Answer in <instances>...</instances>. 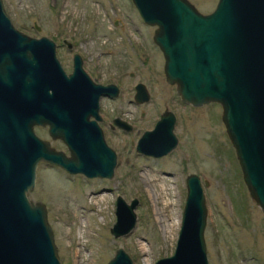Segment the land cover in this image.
Returning a JSON list of instances; mask_svg holds the SVG:
<instances>
[{
    "label": "water",
    "instance_id": "water-1",
    "mask_svg": "<svg viewBox=\"0 0 264 264\" xmlns=\"http://www.w3.org/2000/svg\"><path fill=\"white\" fill-rule=\"evenodd\" d=\"M144 23L156 27L155 44L165 59L166 81L195 108L217 103L251 198L264 212V0H219L204 15L189 0H132ZM0 0V264H61L44 204L28 194L41 162L72 175L112 180L117 155L98 120L101 97L118 98L117 86L96 85L76 56L74 74L57 58L56 43L14 28ZM69 49L71 43L64 42ZM144 85L136 101H150ZM91 117L95 118L94 120ZM177 119L165 111L140 139L137 152L163 158L175 151ZM131 132L132 126L115 120ZM49 127L70 156L42 140L35 127ZM187 199L173 256L156 264H209L205 230L208 180L187 177ZM116 238L137 225L139 199H116ZM264 214V213H263ZM264 224V223H263ZM108 264H133L117 250Z\"/></svg>",
    "mask_w": 264,
    "mask_h": 264
},
{
    "label": "rangeland",
    "instance_id": "rangeland-1",
    "mask_svg": "<svg viewBox=\"0 0 264 264\" xmlns=\"http://www.w3.org/2000/svg\"><path fill=\"white\" fill-rule=\"evenodd\" d=\"M189 1L204 15L211 14L219 2ZM3 4L14 28L56 43L57 58L68 74L71 50L64 41L77 45L93 80L121 88L118 99L102 102L110 120L120 115L144 130L156 124L166 109L178 119V147L159 159L137 152L138 134L108 132L105 138L118 155L112 180L72 175L60 167L39 164L28 199L45 205L61 264H108L119 249L133 264H156L173 256L188 197L186 180L191 174L211 183L204 195L209 210L205 230L209 264H264V212L245 184L222 121V106L211 103L195 108L182 103L177 86L166 81L165 59L153 42L156 27L144 23L132 0H3ZM139 83L152 93V102L145 107L134 101ZM35 132L52 148L70 156L62 140L50 137L49 127L36 126ZM100 195L105 196L104 203L85 205V198ZM118 196L128 203L139 199L140 205L135 230L116 239L111 230L117 221ZM168 202L172 207L168 208ZM175 217L180 222L172 230ZM80 221L86 234L78 258L76 228Z\"/></svg>",
    "mask_w": 264,
    "mask_h": 264
},
{
    "label": "flooded vegetation",
    "instance_id": "flooded-vegetation-1",
    "mask_svg": "<svg viewBox=\"0 0 264 264\" xmlns=\"http://www.w3.org/2000/svg\"><path fill=\"white\" fill-rule=\"evenodd\" d=\"M65 42V41H64ZM65 44V43H64ZM66 45V44H65ZM71 49H69L68 48V46H67V48L69 49V50H71V60H72V62H71V74H74V72H75V63H76V56H79L80 57V59H81V67H82V69L88 74V72L86 71V65H87V62H86V60H85V57L84 56H82V54H80L79 52H77V45L75 44V43H72L71 42ZM88 76H89V74H88ZM131 76H134V74H132ZM90 78H91V76H90ZM91 80L96 84V85H100V86H111V85H114V86H117V88L119 89V95L120 96H122V90H121V88L117 85V84H114V83H109V84H101V83H99V82H97V80L95 81V80H93L92 78H91ZM139 85H144L145 87H146V89H147V94L149 93V97H150V101L149 102H145V103H143V104H139L137 101H136V94H137V87L139 86ZM177 88V87H176ZM134 91H135V94H133L134 95V101H135V103H136V105L138 106V107H145V106H148V105H150L151 104V102H152V93H151V90H150V88L147 86V85H145V84H141V83H139V84H137L136 86H135V88H134ZM120 96H118V98L120 97ZM179 96V95H178ZM180 97V96H179ZM118 98H113L111 95H109V96H104V97H101V100H100V110H99V115H100V117H101V119L100 120H98V124H99V126H100V128L101 129H103V133H104V135H105V137L107 136V134H108V132H110V133H113V134H115V135H117V134H121V133H131V134H133V133H136V134H138L139 135V138L141 139V137L146 133V132H149V131H152L155 127H156V125L154 124V125H152L150 128H148V129H142V128H140V127H138L137 126V124H136V122H133V121H130V120H127V119H124L122 116H120V115H117V116H115L114 118L112 117V119L110 120L109 119V117H108V113L103 109V107H101L102 106V102H104V101H108V102H112V101H115L116 99H118ZM180 99H181V97H180ZM181 101H182V99H181ZM183 103V102H182ZM185 106H189V107H193V106H190V105H186L185 103H183ZM167 110H169V109H166V111ZM170 111V110H169ZM141 116L142 117H144V118H146V112H142V114H141ZM162 116V115H161ZM161 116H160V119H161ZM176 116V115H175ZM91 119L92 120H94L95 118H93V117H91ZM120 120V121H124V122H126V123H128L129 125H131L132 126V131L131 132H128V131H126V130H124V129H122V128H120L118 125H116L115 124V120ZM159 119V120H160ZM176 119H177V117H176ZM178 120V119H177ZM158 122H156V124H157ZM176 125H177V122L175 123ZM175 128H176V126H175ZM140 134H141V136H140ZM104 137V138H105ZM106 139V141H107V138H105ZM140 141V140H139ZM139 143V142H138ZM138 143H136V146H138ZM107 144L109 145V147L111 148V146H110V144H109V142L107 141ZM135 146V144H134V147L136 148V150H137V147ZM111 149H113V148H111ZM114 150V149H113ZM115 151V150H114ZM115 153H116V155H117V152L115 151ZM142 155V154H141ZM147 157V156H146ZM117 164H118V155H117Z\"/></svg>",
    "mask_w": 264,
    "mask_h": 264
},
{
    "label": "bare ground",
    "instance_id": "bare-ground-1",
    "mask_svg": "<svg viewBox=\"0 0 264 264\" xmlns=\"http://www.w3.org/2000/svg\"><path fill=\"white\" fill-rule=\"evenodd\" d=\"M86 200V204L85 205H88V206H92V207H98L99 204H102L106 201V198L104 195H100V196H89L87 198H85ZM168 204V208L169 207H172V203H167ZM103 210H101L100 212H102ZM93 212V211H91ZM93 214H91L92 216ZM179 222H180V219L178 217H175L172 221H171V226H170V229L174 230V228H176L178 225H179ZM79 224L77 225V228H76V236L78 238V248L76 250V253L78 255V258L80 256V253L82 252V246H81V241L83 240L84 238V234H86V231L84 230L83 228V222L80 221L78 222ZM89 261V259H88Z\"/></svg>",
    "mask_w": 264,
    "mask_h": 264
}]
</instances>
